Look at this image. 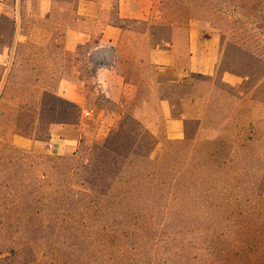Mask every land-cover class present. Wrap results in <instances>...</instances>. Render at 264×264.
<instances>
[{"label":"rangeland","instance_id":"374dc122","mask_svg":"<svg viewBox=\"0 0 264 264\" xmlns=\"http://www.w3.org/2000/svg\"><path fill=\"white\" fill-rule=\"evenodd\" d=\"M136 1L0 0V264H264V0ZM210 37L212 74L184 70ZM126 122L147 192L95 146ZM182 163L179 201L147 205Z\"/></svg>","mask_w":264,"mask_h":264},{"label":"trees","instance_id":"16d2710c","mask_svg":"<svg viewBox=\"0 0 264 264\" xmlns=\"http://www.w3.org/2000/svg\"><path fill=\"white\" fill-rule=\"evenodd\" d=\"M97 67L102 68L103 66L99 63L97 64ZM130 127L137 128V125L135 123L126 122L125 125L123 124L119 128V130L113 131L111 135L101 143V146H95L97 150L108 152L112 163V169L110 170L112 172L116 170L118 174L125 175V177L123 176L121 179H125V185L127 187H132L131 190L137 189L147 192L150 190L149 184L146 181H139L138 179L134 180L127 175L129 172L139 168V163L137 161H142L144 166H146L145 168H148L149 157L151 156L155 145L152 136L147 133V131L135 129V132L132 131L133 133H131L128 131ZM189 166L190 164L188 163H182L178 169V178L174 179L172 177L170 179L156 180L157 186L155 193L145 197L144 202H146L147 205H155V197H173V194H175L174 199L179 201L178 196L182 197L179 189H186L185 186H182V179L185 178L183 175ZM121 179L118 181H121ZM128 194H130V192H128Z\"/></svg>","mask_w":264,"mask_h":264},{"label":"crops","instance_id":"0c3cea01","mask_svg":"<svg viewBox=\"0 0 264 264\" xmlns=\"http://www.w3.org/2000/svg\"><path fill=\"white\" fill-rule=\"evenodd\" d=\"M139 1V0H138ZM134 2H137L136 0H134ZM137 4V3H136ZM134 6L132 3V0H119V10H121V13H124V16L126 18H133V19H138L140 16H136L133 15L132 12L134 11ZM203 46H205V48H203L201 56V63L195 65L196 62V51H195V44L191 42L190 46V50L187 56V65L184 67L186 71L190 70V71H194L196 68L198 69H202L203 74H207V75H211L214 68H215V63H216V57H217V51L215 48V39L210 37L208 39H205L203 42ZM173 54V49L172 46L171 48H168L166 50L163 51V53H161V56L163 55V57L165 58L164 61H158V60H152L151 62L154 64H162V65H166V68H173L176 69L175 66H173L172 61H171V56ZM189 59V60H188ZM109 76H111L110 73H112L111 71H107ZM77 98H79L77 96ZM78 105H80V99L76 101ZM163 103V101L161 102ZM85 115H88L87 117H92L93 116V111H83ZM167 124H171V127H173V130H168L167 132H172L175 131L178 133V129L180 127L181 124V120L180 119H175L172 118L171 115L169 113H167ZM78 125H72V128L77 127ZM60 130V131H59ZM66 129H54L53 133L51 134V144L49 145V148L55 152V154H60L61 152L65 151L66 149L69 148V146L72 145V143H74L76 141V137H67L64 135V131ZM68 131L65 132H71L70 129H67Z\"/></svg>","mask_w":264,"mask_h":264}]
</instances>
